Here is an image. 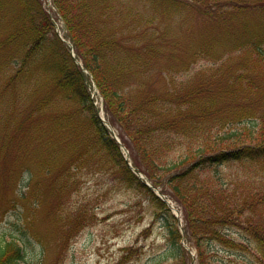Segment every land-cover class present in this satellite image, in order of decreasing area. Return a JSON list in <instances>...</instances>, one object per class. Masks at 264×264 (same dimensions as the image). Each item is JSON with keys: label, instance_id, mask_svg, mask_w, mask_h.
<instances>
[{"label": "trees", "instance_id": "trees-1", "mask_svg": "<svg viewBox=\"0 0 264 264\" xmlns=\"http://www.w3.org/2000/svg\"><path fill=\"white\" fill-rule=\"evenodd\" d=\"M126 1L50 0L73 59L42 0H0V85L5 93L12 88V101L39 91L38 114L52 117L56 128L67 120L69 129L107 154L119 181L148 198L153 224L163 220L170 264H217L215 249L243 264H248L244 257L264 264L263 186L242 180L238 192L230 194L198 177L223 164L245 171L264 164V38L249 33L247 24L252 13L264 20V0H157L163 10L164 3H172L168 12L180 18L184 7L192 8L228 33L232 28V50L218 55L207 40L192 57L211 64L185 78L164 68L157 49L167 42L155 30L151 37L147 25L153 17L143 19ZM11 8L18 12L10 13ZM142 33L146 40L139 38ZM151 80L152 94L137 99ZM92 83L134 169L181 206L182 233L165 203L127 167L97 116ZM61 104L73 107L65 113L51 109ZM0 264H23L17 240L0 243Z\"/></svg>", "mask_w": 264, "mask_h": 264}, {"label": "rangeland", "instance_id": "rangeland-1", "mask_svg": "<svg viewBox=\"0 0 264 264\" xmlns=\"http://www.w3.org/2000/svg\"><path fill=\"white\" fill-rule=\"evenodd\" d=\"M42 1L56 34L64 38L59 17L48 0ZM155 1L150 5L127 0L125 4L135 8L143 19L153 17L152 24L147 25L151 37L155 30L166 40L157 52L164 68L175 77L191 76L211 64L202 58L193 61L192 57L207 40L218 55L232 50V28L228 33L226 27L192 8L184 7L186 15L180 18L168 12L172 3H164L163 10ZM17 10L11 8L10 13ZM247 21L249 33L264 38V20L252 13ZM164 27L167 30L158 31ZM146 37L145 33L139 35L141 40ZM4 90L0 85V243L17 240L23 247V264H170L163 220L153 224L148 198L119 181L107 154L93 148L85 135L69 129L67 120L56 128L52 117L38 114L35 106L39 91L36 97L23 93L12 101L10 91ZM143 93L152 94V80L136 94L137 99ZM98 97L96 92L94 104L100 107L102 117ZM70 107L61 104L51 109L65 113ZM198 177L222 185L230 194L238 192L236 187L242 180L264 188V164L249 171L236 164H223L216 170L199 172ZM169 201L182 219L181 206ZM229 233L238 236L233 230ZM214 252L217 264H243L223 249ZM248 258L242 259L254 264Z\"/></svg>", "mask_w": 264, "mask_h": 264}, {"label": "water", "instance_id": "water-1", "mask_svg": "<svg viewBox=\"0 0 264 264\" xmlns=\"http://www.w3.org/2000/svg\"><path fill=\"white\" fill-rule=\"evenodd\" d=\"M129 165V164H128ZM130 166V165H129ZM145 185L146 186H148V187H150V185L148 184V183H145ZM158 194V193H157ZM158 196H159V194H158ZM164 202H166L167 203V201H165L161 196H159Z\"/></svg>", "mask_w": 264, "mask_h": 264}]
</instances>
